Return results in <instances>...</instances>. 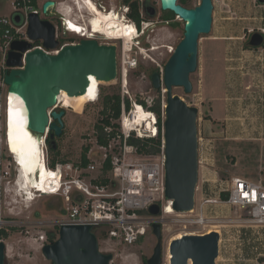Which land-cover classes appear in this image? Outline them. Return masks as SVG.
I'll list each match as a JSON object with an SVG mask.
<instances>
[{
	"label": "rangeland",
	"instance_id": "rangeland-1",
	"mask_svg": "<svg viewBox=\"0 0 264 264\" xmlns=\"http://www.w3.org/2000/svg\"><path fill=\"white\" fill-rule=\"evenodd\" d=\"M62 1L66 4L71 2ZM96 1L108 10L114 8V5L121 9L125 3L121 0ZM138 1L144 4L146 0ZM213 1V27L210 33L200 36L198 68L190 75L193 90L186 93L183 86L173 87V93L181 95L190 106L199 109L198 129L202 162L196 191L197 206L204 195L219 197L221 184L231 180L233 176L261 181L264 184V101L258 97L259 94H264V60L260 59L264 55L257 54L256 60L253 55L255 53L248 51L245 46L248 30L264 28V4L258 0ZM12 2L13 0H0V17L13 14ZM200 2L201 0H189V5L196 7ZM148 8V11L145 6L141 8L145 19L151 22L141 40L147 47L148 54H141L139 50L133 52V55L139 56L140 63L137 69L129 72L128 90L131 95L126 98L130 101L136 100L139 104L144 101L145 109L152 111L151 106L159 96L162 103L167 101V93L164 82L161 89L155 88L151 76L155 71L161 72V66L165 71L166 63L172 55L168 48H176L183 39L185 22L178 15L168 22L162 21L161 15L164 12L160 0H149ZM150 8L157 10V14H152ZM54 12L53 7L51 13L43 12L41 16L59 24L58 18L62 15L57 12L55 15ZM59 33H62L61 28ZM76 35L66 34L64 38L67 41H77L79 35ZM119 55L121 56V50ZM149 55L158 60L161 66L148 59ZM102 84L105 82L101 81V86ZM251 85L253 87L249 90ZM101 86L100 97L96 102H85L80 95L75 100L78 108L72 109L68 106L70 98L67 94L55 109H51H65L66 114L63 118L65 127L62 134L53 139L60 155L56 156L48 149L49 160L55 157L57 162H81L84 149L89 146V163L97 164L98 168L93 172H85L84 175L93 180L103 178L108 171L106 165L103 166V152L96 142L95 124L102 117L101 111L106 97L114 93L121 94V79ZM119 121L120 119L115 120L119 124L118 132L121 133ZM142 132L146 134L148 131L142 128ZM35 135L39 139L46 136ZM259 137L263 138V144L251 143L255 141L252 138ZM114 144L115 150H118L120 139ZM8 152L14 164L12 183L9 185L11 191H3L0 197V207L9 224L4 228L8 236L3 235L0 239L7 244L6 264H51L42 252L43 242L40 235L48 234L55 228L56 221L65 215L67 204L58 195L38 197L29 205L23 203L22 198L15 194L17 164L9 149ZM221 198L225 199L223 195ZM166 204V211L170 213L165 214L163 211L158 216L147 215L148 219L162 224V264H170L169 246L174 238H180L184 233H206L211 229H222L225 233L222 259L218 264H244L243 255L247 252L251 255L253 242L243 241L240 245V241L234 240L238 231L242 232H238L241 241L246 235V227H243L248 218L246 209L224 203L209 205L205 212L209 220L201 225L192 220L188 221V216L193 219L194 213L185 215L175 212L172 202ZM98 238L101 251L114 255L110 264H141L143 257L152 256L158 243L152 224L147 235L134 245H118L100 235Z\"/></svg>",
	"mask_w": 264,
	"mask_h": 264
},
{
	"label": "water",
	"instance_id": "water-1",
	"mask_svg": "<svg viewBox=\"0 0 264 264\" xmlns=\"http://www.w3.org/2000/svg\"><path fill=\"white\" fill-rule=\"evenodd\" d=\"M264 4V0H258ZM55 5L48 0L44 13ZM162 10L173 11L185 22V43H179L165 66L164 77L158 71L151 78L155 88L161 89L163 82L167 93L165 104L164 141L166 156V199L172 201L173 209L186 213L195 208L199 183V109L190 106L174 86H183L186 93L193 90L190 79L199 63V40L201 34L211 32L214 21V1L201 0L193 8H187L178 0H161ZM154 13V8H150ZM20 17H16L18 22ZM28 36L43 40L48 49H56V26L38 13L29 16ZM262 39L253 42L261 44ZM26 40H14L8 54L7 64L11 69L4 80L12 90L25 99L28 111V127L34 134H50L53 140L65 127L66 110H53L50 123L48 109H55L58 97L66 92L72 97L88 93L91 76L99 81L111 82L118 76L117 47L100 44L96 39H82L77 44L63 46L57 54H50ZM31 49V50H29ZM29 50V51H28ZM26 52L24 62L23 54ZM105 84H102L103 87ZM49 127V128H48ZM149 212L157 216L161 206L154 203ZM153 232L158 239L148 264L163 263L162 224L155 222ZM221 234L213 229L206 233H184L170 242V264H217L220 256ZM7 244L0 240V264H5ZM44 256L52 264H110L113 253L100 249L99 238L91 224L65 223L59 228L58 238L42 247Z\"/></svg>",
	"mask_w": 264,
	"mask_h": 264
},
{
	"label": "built area",
	"instance_id": "built-area-1",
	"mask_svg": "<svg viewBox=\"0 0 264 264\" xmlns=\"http://www.w3.org/2000/svg\"><path fill=\"white\" fill-rule=\"evenodd\" d=\"M47 1L13 0V14L0 18V22L5 26L4 32L0 37V197L3 191L6 193L10 190L9 185L12 183L14 167L13 160L8 152L9 147L7 143V120L11 115V92L9 85L4 80L5 74L11 69L7 64V59L12 42L14 40H26L33 44V48L39 47L50 54H57L63 46L77 44L82 39H96L100 44H114L117 47L118 76L113 81L121 79L122 113L119 121L121 133L112 138L108 145H100L96 138L99 149L103 152V166L109 160L110 168L103 178L93 180L88 179L84 175L85 172H93L98 168V165L92 162L84 166L82 162L59 161L55 166H50L46 134L45 137L40 138L42 143L40 144V150L44 163L48 168L50 180L46 184V188H43V184H41L40 187L36 188V191L27 192L26 197L35 196L38 198L44 195L61 196L67 204V209L65 215L55 223V226L58 228L65 223L91 224L94 226L98 237L99 235L104 236L109 241L118 245H134L147 235L151 224L153 225L156 222V220H150L147 217V215H152L149 212L150 206L158 203L161 206L160 214H162L163 211L165 212L166 203L172 202L167 200L165 196L166 156L164 134L162 149L157 155L146 156L140 153L135 145L128 142V138L132 135L139 138L157 137L158 135L155 112H149L153 114L154 128L149 129L145 126L144 129L148 132L144 134L142 126L138 127L134 124L133 120L138 108H145V105L143 103L139 105L138 101L131 99V101L129 100L130 108H127L126 103V96L130 97L131 95L128 90L127 81L129 72L137 69L140 63L139 56L133 55V52H138L139 50L144 55L148 52L147 47L142 44L141 40L142 36L146 34L148 24L151 22L145 19V14L141 10L143 20L141 26H139L130 16V4L124 3L121 9H117L118 15H122L123 20L125 19V22H127L126 26H135L137 31V36L133 38L129 47H126V39L124 38L111 39L102 33L92 36L93 32H89L87 37L78 36L79 40L77 41L62 42L61 40L66 34H72L73 32L67 23L70 19L77 21V17L73 16L68 19L60 11L65 2L54 0L55 5L50 7L48 12L51 13L54 7V14L56 15L57 12L62 15L58 18L59 24H55L56 39L60 40V45L56 49H48L44 46L43 40L35 41L28 36L30 14L38 13L41 16L44 12L43 6ZM121 1L125 2V0ZM96 2L98 3V1ZM99 7L103 12L109 11V14L112 12V8L108 10L104 6L99 5ZM17 16L20 17L18 22L16 21ZM41 18L43 17L41 16ZM60 28L62 29L61 34L59 33ZM119 50H121V56L119 55ZM174 50L175 46H169L168 51L170 54ZM25 55L26 52L23 54V62ZM148 59L152 60L153 63L159 64L158 60L151 55H149ZM159 66L161 65L159 64ZM161 68L160 73L162 75L164 68L162 66ZM48 112L51 123L53 119L51 116L52 110L48 109ZM111 130L112 126L105 127V131L110 132ZM117 139H120V147L118 150H115L116 146L114 143ZM200 141L201 137H199V164L201 165L202 153ZM14 160L15 162L17 161L15 157ZM16 181L17 178L15 179V183ZM223 193H229V197L223 200L221 198ZM221 203L239 206L248 211L246 224L243 225V227H246L245 236L251 232L258 238L264 237V184L261 181L233 176L231 180L221 184L219 197L204 195L200 204L198 206L195 205V208L186 212L185 215H193L194 213V218L192 219V216H188V221L192 220V222L204 225L209 220L205 213L207 207ZM8 226V221L0 207V229L7 228ZM249 229L251 230L248 232ZM212 230H208L207 232ZM40 239L44 245L48 240V235L46 233L41 234Z\"/></svg>",
	"mask_w": 264,
	"mask_h": 264
},
{
	"label": "bare ground",
	"instance_id": "bare-ground-1",
	"mask_svg": "<svg viewBox=\"0 0 264 264\" xmlns=\"http://www.w3.org/2000/svg\"><path fill=\"white\" fill-rule=\"evenodd\" d=\"M98 9L101 10L96 0H71L70 4L64 3L60 11L68 19L73 16L77 17V21L70 19L67 23L70 30L73 31L72 33L87 37L89 32H93V35L99 33L106 34L111 39L124 38L126 39V47H129L133 38L137 36L136 27L126 26L127 22H125V19L123 20L122 15H118V8L115 5L112 8L111 14L107 11L106 15L102 18L97 13ZM185 42L186 38L183 37L180 43ZM127 81L129 82L128 78ZM100 86L101 81L91 76L88 93L82 94L81 97L85 102L91 103L98 101L101 93ZM66 95V92H62L58 97V102H61ZM10 97L11 115L7 120V143L9 151L17 159L18 175L15 183V194L17 197L22 198L23 203L29 205L36 197H26L27 192L36 191V188L40 187L41 184H43V188H46V184L50 180V175L40 150V144L42 143L28 127V106L25 99L20 93L14 90L11 91ZM69 98L75 101L80 97H72L69 95ZM165 104L166 102L164 106ZM149 112L150 110L139 107L134 115V124L138 127L142 126L141 128L147 126L149 129H153V114ZM165 212V214L170 213L166 209Z\"/></svg>",
	"mask_w": 264,
	"mask_h": 264
},
{
	"label": "trees",
	"instance_id": "trees-1",
	"mask_svg": "<svg viewBox=\"0 0 264 264\" xmlns=\"http://www.w3.org/2000/svg\"><path fill=\"white\" fill-rule=\"evenodd\" d=\"M178 2L187 8H193V6L189 5V0H178ZM125 3L130 4V10H131L130 16L139 26H141V22L143 20L141 14V8L145 6V8L148 11L149 0H146L144 4H141L138 0H125ZM162 12L165 13L161 15V20L164 22L173 20L176 16V14L170 10H162ZM4 29L5 26L0 22V37L2 36ZM61 41L65 42L67 41V39L63 38ZM121 102H122L121 94H116V93L107 96L105 99L104 107L103 110L101 111L102 117L95 124V134L97 141L100 145H108L109 141L115 136H117L119 133L118 132L119 124H117L115 120H118L121 117V113H122ZM126 103H127V108H130V101L128 98L126 99ZM141 103H143L146 106V103L144 101H142ZM68 106L72 109H77L79 105L74 100H69ZM151 110L155 112L158 119L157 137L150 136L146 138H139L132 135L128 138V142L132 145H135L140 153H144L147 155H157L161 152L163 145L162 143H163V134H164V122H165V107H164V103H162L161 96H159L155 104L151 106ZM106 126H112V130L110 132L105 131ZM51 133L52 132L50 131L46 139L48 149L50 152L55 153V155L58 156L60 155V151L54 145L53 140L50 137ZM88 150H89V146H86L81 161L82 165L84 166H87L89 164V159L87 158ZM57 160L58 159L55 157L51 158V160H49V165L55 166ZM106 167L108 169L110 168L109 160L106 162ZM223 197L227 199L229 197V193H223ZM3 235L8 236L6 230L0 229V239ZM56 239H57L56 231H50L48 233V242L53 243ZM140 240L138 242H140ZM148 259L149 258L147 257H143L141 264H148Z\"/></svg>",
	"mask_w": 264,
	"mask_h": 264
},
{
	"label": "flooded vegetation",
	"instance_id": "flooded-vegetation-1",
	"mask_svg": "<svg viewBox=\"0 0 264 264\" xmlns=\"http://www.w3.org/2000/svg\"><path fill=\"white\" fill-rule=\"evenodd\" d=\"M116 8H119V6L118 7H116ZM99 10V9H98ZM98 14H100L99 16L102 18V17H104L105 15H106V12H103L102 13V11L99 13V12H97ZM153 14H157V10H154V13ZM76 34V33H75ZM98 35V34H97ZM93 36H96V35H93ZM260 37H261V39H262V42H261V44H259V45H254V44H252L253 42H255V41H258L259 39H260ZM245 39H246V44H245V46H246V49L248 50V51H250V52H254L255 54H253L254 55V57L256 58V60L258 59V56H257V54H263L264 55V28H262V27H257V28H253V29H250V30H248L247 31V33H246V36H245ZM260 59H262V60H264V58H261L260 57ZM252 85L251 86H249L248 87V89L250 90V89H252ZM249 96L251 97L252 96V93L251 94H249ZM261 100H263L264 101V94H259V96H258ZM257 98V97H256ZM253 140H255V141H253V142H251L252 144H263V143H261V141H262V137H259V138H252ZM224 143H230V142H224ZM55 228L52 230V231H56V233L58 234L59 233V228L58 227H56V226H54ZM48 235V234H47ZM47 243H49L48 242V240H47ZM6 256H7V250H6ZM5 264H6V257H5ZM52 264V263H51Z\"/></svg>",
	"mask_w": 264,
	"mask_h": 264
},
{
	"label": "crops",
	"instance_id": "crops-1",
	"mask_svg": "<svg viewBox=\"0 0 264 264\" xmlns=\"http://www.w3.org/2000/svg\"><path fill=\"white\" fill-rule=\"evenodd\" d=\"M262 18L264 19V16ZM217 230L221 234L220 256L217 260V264H218L219 260L222 259V249H223V241H224L225 233L222 229H217ZM238 232H236V234L234 235V240L236 239L237 241H240L239 242L240 245L243 244L245 241L248 243L249 242L254 243L252 247V251L250 252L251 255L249 254V252L243 255L244 257L243 260L245 261L244 264H264V237L258 238L254 234L249 232V234L245 236V238H243L241 241V238L240 237L238 238L239 236Z\"/></svg>",
	"mask_w": 264,
	"mask_h": 264
},
{
	"label": "clouds",
	"instance_id": "clouds-1",
	"mask_svg": "<svg viewBox=\"0 0 264 264\" xmlns=\"http://www.w3.org/2000/svg\"><path fill=\"white\" fill-rule=\"evenodd\" d=\"M147 32V31H146ZM40 140V139H39Z\"/></svg>",
	"mask_w": 264,
	"mask_h": 264
}]
</instances>
